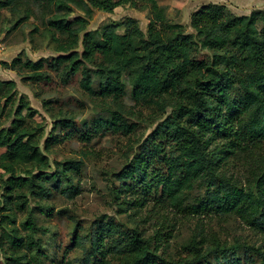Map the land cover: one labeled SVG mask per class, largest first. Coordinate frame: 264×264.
<instances>
[{
  "label": "trees",
  "instance_id": "16d2710c",
  "mask_svg": "<svg viewBox=\"0 0 264 264\" xmlns=\"http://www.w3.org/2000/svg\"><path fill=\"white\" fill-rule=\"evenodd\" d=\"M68 1L48 0L54 9L65 10L46 23L56 56L36 62L16 57L0 65L26 71L25 79L32 82L50 80L45 65L62 84L79 74L85 92L110 100L113 107L108 118H98L84 129L75 128L70 118H59L53 128L60 127L61 136L50 132L45 139L44 124L35 120L36 110L23 98L10 126L0 121V245L6 243L10 251L0 264L40 261L38 255L32 262L26 254L41 251L28 197L46 198L53 190L77 195L71 177L82 167L81 160H67L50 172L46 152L66 139L89 144L104 132L130 135L135 126L125 119L124 97L171 112L139 145L137 154L112 174L115 200L130 193L135 196L133 209L152 200L188 215L234 214L260 243L237 240L228 246L217 235L200 230L168 259L159 253L163 229L151 239L137 227L125 228L103 215L75 235L73 243L82 252L78 264H248L251 258L264 264V9L238 16L224 5L203 4L191 14L193 32H187L167 19L157 0H84L83 16L73 18ZM139 3L150 5L146 32L131 17L84 31L94 10L112 13L118 6L135 8ZM17 4L0 0V14ZM17 101L15 82L0 80V119L8 118L9 107ZM235 161L247 167L248 177L226 172ZM200 181L206 183L205 195L184 205ZM119 211L128 213L120 207ZM26 212L22 236L16 219ZM166 238L168 242L171 235Z\"/></svg>",
  "mask_w": 264,
  "mask_h": 264
},
{
  "label": "rangeland",
  "instance_id": "374dc122",
  "mask_svg": "<svg viewBox=\"0 0 264 264\" xmlns=\"http://www.w3.org/2000/svg\"><path fill=\"white\" fill-rule=\"evenodd\" d=\"M76 1H79V5ZM83 1H68L67 4L72 9L70 18L83 16ZM17 2L14 8L4 9L0 14V62H10L16 57L33 62L40 59L50 60L56 56V49L48 34L46 23L50 17L64 14L65 10L54 9L48 0ZM157 3L164 8L171 23L181 24L187 32H193L190 28L191 14L203 4L224 5L232 14L238 16L264 9V0H157ZM27 11L30 14L25 18ZM127 17L136 19L141 30L146 32L150 5L139 3L135 8L118 6L112 13L94 10V15L86 22L84 31L98 29L110 22H121ZM44 71L50 80L32 82L25 79L28 75L26 71L18 73L0 65V80L14 81L18 93V101L9 107L8 118L0 119L3 127L10 126L19 98L27 100L30 107L36 110L35 120L43 123L45 127L43 139L50 136V132L61 136L60 127L53 128L59 118H70L75 128L84 129L98 118L109 117V111L113 107L110 100H102L85 92L79 85V74L67 84H62L58 76L46 65ZM123 102L127 109L125 119L135 126L130 135H112L104 132L89 144H82L76 138L66 139L46 152L50 160V172L60 169L57 164L67 160H81L82 167L78 174L71 177L77 195L71 197L53 190L46 198L28 197V211L32 213L39 228L36 238L41 249L37 254L27 252L28 259L34 262V256L38 255L40 261L37 264H78L82 252L73 243L75 235L88 230L92 221L103 215L114 218L125 228L137 227L145 237L151 239L155 238L156 230L163 229L161 233L166 235L163 237V243L159 245V253L168 259H174L200 230L203 234L217 235L228 246L237 240L258 245L259 236L234 214L201 217L188 215L182 209L169 205L158 206L152 200L139 209H133L135 196L130 193L122 194L120 200H115L111 193L112 174L137 154L139 145L171 112V108L161 111L152 105L135 104L129 97H124ZM226 172L241 179L249 175L247 167L236 161L227 167ZM114 184L118 186L117 183ZM205 192L206 183L197 182L184 198L183 204H193L196 199L203 197ZM119 207L128 213L122 214ZM26 215L27 212L18 213L16 219L18 232L22 236L26 234L22 227ZM168 235H171V238L165 242ZM237 255L240 257V251ZM9 256L7 244L2 242L0 261L5 262V258ZM248 264H258V261L251 258Z\"/></svg>",
  "mask_w": 264,
  "mask_h": 264
}]
</instances>
